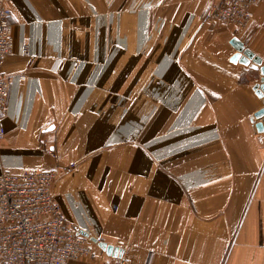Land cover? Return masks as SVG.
Returning <instances> with one entry per match:
<instances>
[{
  "label": "crops",
  "instance_id": "1",
  "mask_svg": "<svg viewBox=\"0 0 264 264\" xmlns=\"http://www.w3.org/2000/svg\"><path fill=\"white\" fill-rule=\"evenodd\" d=\"M216 4L8 0L0 175L61 170L53 195L91 239L69 264H111L94 239L127 264H264L262 77L231 61L238 39L264 66V0L244 30Z\"/></svg>",
  "mask_w": 264,
  "mask_h": 264
},
{
  "label": "built area",
  "instance_id": "2",
  "mask_svg": "<svg viewBox=\"0 0 264 264\" xmlns=\"http://www.w3.org/2000/svg\"><path fill=\"white\" fill-rule=\"evenodd\" d=\"M260 1L217 0L207 18L244 30L253 22V10ZM7 2L0 0V141L6 136L3 119L9 112L10 89L2 66L14 47ZM60 172L4 171L0 175V264H69L89 257L91 239L66 220L53 195ZM111 264L127 262L113 257Z\"/></svg>",
  "mask_w": 264,
  "mask_h": 264
},
{
  "label": "water",
  "instance_id": "3",
  "mask_svg": "<svg viewBox=\"0 0 264 264\" xmlns=\"http://www.w3.org/2000/svg\"><path fill=\"white\" fill-rule=\"evenodd\" d=\"M232 45L236 50V54L232 58L233 63H240L245 66H250L251 68L260 71L261 74V83L257 84L254 87V91L257 96L262 100L264 104V66H262V60L259 57H256L250 50L245 48L244 44H242L238 39H234L232 41ZM255 117L258 120H261L256 126L257 131L259 133L264 132V109L260 110ZM96 243H99V246L106 251L109 255L113 257H122V251L112 246H108L104 242H98V240L94 239Z\"/></svg>",
  "mask_w": 264,
  "mask_h": 264
}]
</instances>
